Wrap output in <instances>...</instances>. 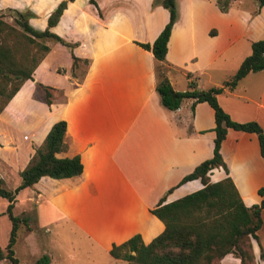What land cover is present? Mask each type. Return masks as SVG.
Returning <instances> with one entry per match:
<instances>
[{
	"label": "crops",
	"instance_id": "1",
	"mask_svg": "<svg viewBox=\"0 0 264 264\" xmlns=\"http://www.w3.org/2000/svg\"><path fill=\"white\" fill-rule=\"evenodd\" d=\"M58 1L0 0V11L28 9L34 14L28 23L42 30ZM94 1L96 6L88 0L69 1L50 27L75 43L76 57L88 60L81 79L75 83L67 79L70 63L67 72L59 67L63 80L58 85L43 84L53 49L47 42L49 51L33 70L32 79L19 88L40 83L48 87L51 98L63 88V99L59 104L51 99L45 114H28L33 121L23 134L28 150L16 158L26 163L34 152L31 145L37 148L42 143L53 122H65L67 148L57 156L77 154L80 174L60 179L43 176L28 187L26 196H37L38 222H63L62 226L109 256L112 244L134 234L147 244L163 230L161 221L149 212L161 196L170 202L201 187L198 179L176 184L211 156L214 120L206 102L184 98L177 108L168 109L159 101L155 91L159 62L135 42L154 40L167 22L165 8L152 5L153 0ZM175 9L164 57V74L173 91L187 88V72L196 78L199 90L221 86L250 53V43L264 39V7L255 0L230 4L224 12L214 0H175ZM216 101L231 120L254 121L264 133V68L248 72L233 88L223 87ZM219 152L243 204H259L264 162L257 135L227 128ZM208 177L214 182L225 173L220 167L212 168ZM260 219L257 241L250 240L255 264H264V207ZM223 261L236 264L230 256ZM49 264L59 262L50 256Z\"/></svg>",
	"mask_w": 264,
	"mask_h": 264
},
{
	"label": "trees",
	"instance_id": "2",
	"mask_svg": "<svg viewBox=\"0 0 264 264\" xmlns=\"http://www.w3.org/2000/svg\"><path fill=\"white\" fill-rule=\"evenodd\" d=\"M72 0H59L46 17L42 30L34 29L28 19L34 14L28 10L6 8L10 21L0 14V113L9 100L26 80L32 79L35 67L49 51L47 42L59 43L69 50L71 57L70 73L78 68V63H88L87 59L76 57L72 48L75 43L65 41L50 31L66 4ZM96 6L94 0H88ZM264 7V0H255ZM220 11L224 12L231 4L229 0H214ZM152 5L159 4L168 12L167 22L151 43L135 42L139 47L149 50L159 62L156 69L157 82L155 91L161 105L175 109L184 98L193 102H206L213 110L214 137L212 154L197 164L191 172L184 175L176 185L191 179H198L201 187L175 200L165 202L161 196L149 209L163 224V230L143 244L138 234H134L119 244H112L108 250L110 257L121 259L125 264H233L225 262V256L236 259V264H255L251 249V239L257 241L256 231L260 227V212L264 207V186L257 190L261 199L259 204L245 206L227 175L228 170L219 152L221 141L227 128L253 132L257 135L259 152L264 162V133L254 121L235 122L221 109L216 95L223 87L233 88L236 82L248 72L264 68V39L250 43V53L242 59L233 75L222 82L221 86L199 90L195 77L187 72V88L182 92L173 91L164 74V57L170 29L176 18L175 0H153ZM84 73V72H83ZM83 75V74H82ZM43 90L46 105L50 104L51 94L48 87L38 84ZM65 122L57 120L51 124L42 143L34 150L27 164L18 172L19 183L14 189H8L0 177V198L7 201L5 212L10 221V230L4 249L0 247V259L9 264H19L13 254L18 224L26 225V219L12 212L16 194L23 188L31 187L41 177L54 179L77 176L81 172V163L77 154L59 157L65 151ZM220 167L225 177L211 182L208 172ZM169 189L168 191H170ZM259 257L263 258L262 249ZM46 254L37 258L34 264H48Z\"/></svg>",
	"mask_w": 264,
	"mask_h": 264
},
{
	"label": "rangeland",
	"instance_id": "3",
	"mask_svg": "<svg viewBox=\"0 0 264 264\" xmlns=\"http://www.w3.org/2000/svg\"><path fill=\"white\" fill-rule=\"evenodd\" d=\"M47 7L43 5L41 9ZM3 18L10 21V13L6 10L0 11ZM53 46L52 53L49 56V62L46 65L43 74V84H59V79L63 80L62 73H59V67L66 72L71 63L70 55L64 54L67 50L57 43L48 42ZM57 68V70H56ZM85 69V64L79 62L78 68L71 75L68 73L67 79L72 83L79 81ZM32 95V96H31ZM32 98V99H31ZM54 99L55 104H59L63 99V88H59V93L50 98ZM32 100V102H31ZM1 111L0 119V177L8 189H14L19 183L18 172L26 165L23 159L28 148L29 141L25 134L33 124L28 114H45L50 110V104L46 105L44 92L39 86L23 85L17 93L15 99L6 105V110ZM29 111H31L29 113ZM26 143V145H25ZM35 150V146L31 145ZM29 188H23L16 194V200L13 204L12 212L20 218L26 219V225L20 222L16 231L15 242L12 246L13 254L19 264H34L35 260L41 255L50 256L59 264H125L121 259L112 260L108 255L98 252L93 246L83 241L80 235L69 228L62 226L63 222L54 224H43L38 222L36 215L37 196H26L29 194ZM7 201L0 198V247L4 249L7 242L10 221L5 212ZM53 252L50 255L48 248ZM48 263V264H49ZM0 264H9L6 259H0Z\"/></svg>",
	"mask_w": 264,
	"mask_h": 264
},
{
	"label": "built area",
	"instance_id": "4",
	"mask_svg": "<svg viewBox=\"0 0 264 264\" xmlns=\"http://www.w3.org/2000/svg\"><path fill=\"white\" fill-rule=\"evenodd\" d=\"M243 0H229V2L231 3V4H233V3H240V2H242Z\"/></svg>",
	"mask_w": 264,
	"mask_h": 264
}]
</instances>
